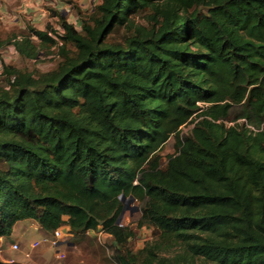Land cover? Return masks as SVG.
I'll use <instances>...</instances> for the list:
<instances>
[{"label": "trees", "instance_id": "16d2710c", "mask_svg": "<svg viewBox=\"0 0 264 264\" xmlns=\"http://www.w3.org/2000/svg\"><path fill=\"white\" fill-rule=\"evenodd\" d=\"M58 14L57 38L29 25L0 40L61 57L3 68L0 244L34 219L103 230L117 264H264V0H101L81 29ZM122 195L154 230L135 252Z\"/></svg>", "mask_w": 264, "mask_h": 264}, {"label": "rangeland", "instance_id": "374dc122", "mask_svg": "<svg viewBox=\"0 0 264 264\" xmlns=\"http://www.w3.org/2000/svg\"><path fill=\"white\" fill-rule=\"evenodd\" d=\"M58 1L36 0V4L31 2V5H34L32 10L27 6L22 12L21 19L18 20L16 19L18 13H11L10 15L0 13V40L6 42L12 40L15 36L21 38L22 35L27 32L29 25L41 30H47L48 27H52L54 30L53 32L50 31L49 34L57 37V34L54 31H57L58 33L63 32L58 14L55 15L56 13H60V10L56 11ZM63 2L67 5L66 8L68 9L67 11L65 10L67 13V21L74 24L78 29H81L82 17L91 12L94 3L98 4L101 0H65ZM34 7L36 9H33ZM125 34L126 33L123 29H119L114 36H116L115 38L121 39ZM34 39L36 43H39L37 38L34 37ZM57 48L58 47L54 46L52 49L46 50L45 48L38 46V49L40 50L38 58L29 59L20 56L13 45L4 44L0 47V85H7V79L3 73V68L6 64L36 73L55 68L61 60ZM193 126V123H188L187 125L182 126L181 134H188ZM174 145L175 138L171 137L159 150V154L162 156L163 165L167 163L169 156L175 153ZM129 205L133 210L136 206H139L140 203L138 201H133L130 202ZM140 216L141 213L139 210H134L132 212L131 209H128L121 220L122 223L129 225L136 233L135 236L129 240L128 244L130 249L134 252L143 248L145 243L152 239L154 235L152 227H138ZM25 224L29 225L28 222H25ZM51 236L52 232H47L43 236V234L37 231L35 233L33 228L28 229L24 235L25 241L15 242L19 245V249H14V251H16L15 254L28 251L29 256H27V253L25 255L31 260V264H117L114 257V240L113 237L107 233L98 235L97 232H92L88 235L82 234L70 237L59 246L60 250L65 253V257L61 259L56 257L55 248L52 247L48 241L44 240ZM34 240L40 241V244L32 249L30 242H34ZM39 251H43V255L37 256L35 252Z\"/></svg>", "mask_w": 264, "mask_h": 264}, {"label": "crops", "instance_id": "0c3cea01", "mask_svg": "<svg viewBox=\"0 0 264 264\" xmlns=\"http://www.w3.org/2000/svg\"><path fill=\"white\" fill-rule=\"evenodd\" d=\"M42 1V0H40ZM58 1V0H57ZM65 1V0H63ZM62 0H59L57 2V8L56 11H59L62 13V15L64 17H66V12L68 9L66 8V4H64ZM31 2H33L34 4H36V0H0V13H4L5 15H10L11 13H18V16L16 17V19H21L22 16V12L23 10L29 6V9L32 10V7L34 5H31ZM17 3V4H15ZM95 5V3L93 4ZM36 6V5H35ZM33 9H36L35 7ZM58 13H56L55 15H57ZM59 15V14H58ZM59 18V16H58ZM67 219V217H66ZM28 220V221H25ZM25 222L27 224H25ZM34 230V232L36 233L39 232L41 234H43V236L45 235V233H47L39 224L36 220L34 219H24V220H20L18 221L13 229V232L11 235L9 236H5L2 238L1 240V244H0V258L3 261L6 262H14L16 264H31V260L26 257V253L27 252H20L19 254H15L16 251H14L13 249V243L15 242H23L24 240V235L26 234V232L28 231V229H32ZM66 228H69V226H67ZM36 230V231H35ZM35 242V240H34ZM32 242H30V246L32 248ZM33 249V248H32ZM45 250V249H43ZM37 256H41L43 255V251H39V252H35Z\"/></svg>", "mask_w": 264, "mask_h": 264}, {"label": "built area", "instance_id": "2783aa9c", "mask_svg": "<svg viewBox=\"0 0 264 264\" xmlns=\"http://www.w3.org/2000/svg\"><path fill=\"white\" fill-rule=\"evenodd\" d=\"M51 35V34H50ZM53 36V35H52ZM55 38H57L56 36H53ZM119 225L123 226L125 225L124 223L120 222L118 223ZM68 225H62L59 228H57L54 233L52 234V236L50 238H45V241H48L52 247L55 248V253H56V257L58 259L64 258L65 257V253L62 252L59 248V246L64 243L67 239H69L70 237L73 236V233L70 231V227L66 228ZM93 231H88L87 233L90 234ZM98 235H103V230H100L97 232ZM40 244V241H35L32 243V248H36L38 245ZM13 249H19V245L14 243L13 245ZM27 256H29V254L27 253Z\"/></svg>", "mask_w": 264, "mask_h": 264}, {"label": "water", "instance_id": "95a60500", "mask_svg": "<svg viewBox=\"0 0 264 264\" xmlns=\"http://www.w3.org/2000/svg\"><path fill=\"white\" fill-rule=\"evenodd\" d=\"M121 200H122V202H123V204H124V207H123V210H122V212H121V214H120V216H119V218H118L117 223H120V222H121V220L123 219V216H124L126 210L131 209L132 212H133L134 210H139V211H140V207H139V206H136V208L132 210V208H131L130 205H129L130 202L135 201V198H134L133 196H129V197H127V196H125V195H122V196H121Z\"/></svg>", "mask_w": 264, "mask_h": 264}]
</instances>
